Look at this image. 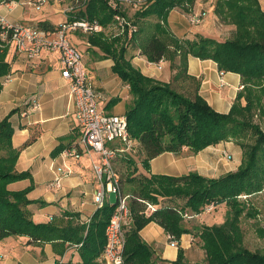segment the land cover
Wrapping results in <instances>:
<instances>
[{"label":"trees","instance_id":"obj_1","mask_svg":"<svg viewBox=\"0 0 264 264\" xmlns=\"http://www.w3.org/2000/svg\"><path fill=\"white\" fill-rule=\"evenodd\" d=\"M122 1L77 0L83 8L75 5L78 10L68 21L84 19L108 28L115 23L116 16L126 17L119 6ZM196 1L149 0L139 7L132 20L125 19L136 27L131 39L128 29L121 37L110 40L103 34L89 36L91 45L114 61L113 71L130 87L132 100L124 115L130 137L137 143L136 153L142 156L141 161L133 153L116 159L121 162L123 174L116 172L123 193L130 196L134 219L126 233V264H190L181 247L175 261L156 257L140 235L150 223L164 229L169 243V236L179 242L183 235H192L205 251L203 264H264V254L245 246L242 229L245 219H256L258 215L250 199L264 193V130L253 122L258 113L264 116V10L260 0H217L214 12L236 27L233 38H177L167 27L169 14L176 8L189 11ZM112 3L117 6L114 8ZM39 27L53 32L60 26L54 28L42 22ZM133 50H139L150 63L167 61L173 72L171 81H157L135 68ZM190 56L212 60L222 73L242 77L244 89L229 113L215 111L199 94V80L188 73ZM10 72L11 66L2 53L0 92L2 78ZM187 83L194 90L191 96L185 94L190 89ZM176 85H182L185 93L177 91ZM115 102L117 99L110 101ZM10 117L0 123V241L22 236L36 243H59L63 248L69 244L78 248L82 264H104L100 259L106 246L105 230L117 203L98 209L89 224L35 223L28 210L33 203L27 198L31 188L19 192L8 189L10 184L30 177L29 173L15 170L20 150L12 145L14 129ZM222 142H235L242 149L243 160L236 172L219 178L194 172L179 177L150 173V162L164 153L180 154L186 148L189 154L196 155ZM243 195L250 199L241 201ZM224 204L229 209L221 225H199L185 218ZM148 205L156 210L147 215ZM256 232L264 239V228Z\"/></svg>","mask_w":264,"mask_h":264},{"label":"crops","instance_id":"obj_2","mask_svg":"<svg viewBox=\"0 0 264 264\" xmlns=\"http://www.w3.org/2000/svg\"><path fill=\"white\" fill-rule=\"evenodd\" d=\"M30 1L37 0H0V13L12 22L38 27L44 22L58 28L69 22V17L78 10L74 0L67 4L50 0L39 11L29 4ZM132 1L123 0L120 3L126 17L116 16L112 26L104 28L100 25L101 30L97 33L76 30L69 34L71 44L83 55L94 88L104 96L100 103L103 104L102 110L107 112L113 104L121 101L124 106L123 112L117 113L119 115H124L131 103L130 87L113 71L114 61L106 58L99 47L91 45L89 36L103 34L110 40L121 37L128 29V39H131L136 27L125 22V19L132 20L139 10L130 3ZM112 5L114 8L117 6ZM129 8L134 15L129 16ZM177 14L174 10L169 14L168 29L177 38L192 39L184 35V23ZM3 54L11 66V72L2 78L0 123L11 116L14 129L12 145L20 150L15 170L30 174L28 179L12 183L8 189L19 192L31 188L27 198L33 203L28 210L37 224H89L98 211L93 198L99 184L93 164L101 162V156L80 144L82 132L76 120L75 105L70 98V84L61 74L63 66L59 54L44 53L34 62H29L14 47ZM134 54L132 64L144 75L163 83L171 81L173 72L167 61L150 63L139 50ZM188 73L199 80V94L219 113H229L238 94L244 89L240 75L222 73L212 60L190 56ZM8 77L10 80L6 82ZM112 99H117V102L110 103ZM73 146L78 147L80 158L64 159L62 152ZM224 154L232 156V160H227ZM242 160L243 152L237 144L222 142L196 155L189 154L186 148L180 154L164 153L150 162V173L179 177L194 172L208 178H219L236 172ZM63 166L68 167L72 174L64 177L60 186H56V170ZM200 216L203 214L191 220L194 222ZM140 235L159 259L175 261L181 247L190 264L205 261V251L198 250V240L190 234L182 236L178 247L170 245L167 233L156 223L147 225ZM0 264H82V260L76 246L67 244L63 248L59 243H36L30 237L10 236L0 241Z\"/></svg>","mask_w":264,"mask_h":264},{"label":"built area","instance_id":"obj_3","mask_svg":"<svg viewBox=\"0 0 264 264\" xmlns=\"http://www.w3.org/2000/svg\"><path fill=\"white\" fill-rule=\"evenodd\" d=\"M48 1L50 0L30 1L29 4L39 11ZM148 1L133 0L130 3L138 8ZM203 17V14L194 13L188 19L192 26H199L204 22ZM76 30L97 33L101 27L86 20H75L60 25L55 32L50 33L38 26L12 22L0 13V54L14 47L16 52L24 55L29 62L38 60L44 53L59 54L63 66L61 74L70 84V98L75 105L76 120L82 132L80 144L101 156V162L93 164V171L99 184L94 193V204L101 209L110 203L112 194L117 195L115 212L105 230L106 246L102 260L104 264H126L124 257L126 232L134 219L129 204L130 196L122 191L114 161L127 153L136 152L137 143L130 137L125 115L108 114L101 109L100 103L104 96L94 88L82 53L69 40L70 32ZM9 80L10 77L6 82ZM61 155L64 159L80 158L77 146L65 149ZM227 158L231 160L232 156ZM56 173L55 185L60 186L62 179L69 177L72 171L63 166L58 168ZM155 210V206L148 205L146 214H151ZM206 210L212 212L214 206ZM185 218L190 220L195 217L185 215ZM169 240L172 247H178V242L173 236H169Z\"/></svg>","mask_w":264,"mask_h":264},{"label":"rangeland","instance_id":"obj_4","mask_svg":"<svg viewBox=\"0 0 264 264\" xmlns=\"http://www.w3.org/2000/svg\"><path fill=\"white\" fill-rule=\"evenodd\" d=\"M52 1H56V0H52ZM69 2L72 3V0H66L65 2H60V3L67 4ZM216 2H217V0H197L195 5L193 6V8L189 9V11H184L181 8H176L174 10L175 12L178 13L176 16H178L182 20V22L184 23V25L182 27L183 30H186L185 31L186 34H184V35L192 37V39H190V40H194L195 38H197V36L205 37V38H212V39H215L217 41H226L228 39L233 38L237 29L234 25L229 24L227 22H224L220 18H218V16L214 12ZM76 4L78 7L83 8V6L79 2H77ZM261 4H262V9L264 10V0H261ZM194 13L195 14H198V13L203 14V16H204L203 17L204 18L203 24H201L199 26H192L190 24L188 18L190 15H192ZM128 14H129V16H132V15H134V11L130 10V8H129ZM133 51L135 52V50H133ZM133 51H131L132 52L131 56L134 57L135 54L133 53ZM187 85L190 86V89L187 93H185L184 88H181L182 85H176L175 89L177 91L184 92L185 94H188L189 96H191L194 93L193 87L188 83H187ZM123 106L124 105L122 104V102L118 101V103L113 104L110 109H107L106 113L117 114L119 111L123 112V110H122ZM100 107L102 109L103 104H101ZM253 122L260 124V126L264 130V116H261L258 113V115L254 116ZM132 153L135 155V157L137 158L138 161H141L142 156L140 155V153H136V152H132ZM225 157H227V156H225ZM227 160H229V159L227 158ZM231 160H229V161H231ZM120 164H121V162L119 163V160L116 161L115 167H116V170L118 171V173L121 175V173L123 174V172H122V170H120V168H121ZM127 189H128V187H127ZM125 191H126V189H124V192ZM240 198H241L240 199L241 201H248L250 199L244 195L241 196ZM246 198H248V199H246ZM250 200H252V202H250V205H252L255 209H257L258 215H257L256 219H251V220L245 219L243 221L242 229L245 232V246L250 251L259 252L260 254L263 255L264 254V239L263 238L261 239L259 237L256 230L258 228H264V193H261V194L257 195L256 197H254ZM110 203L111 204L117 203V195L116 194H112V196L110 198ZM225 206H227V205L224 204V205H221L220 207H216V208H214V210L212 212H208L207 210H205V212L202 213L203 216H200L198 219L195 220L196 223L199 225H201V223H202V224L209 225V226L221 225V223L225 220L227 210L229 209V207H225ZM186 220H188L189 222L193 221V220H189V219H186ZM196 223H192V224H196ZM198 250L204 251L201 248V245H200V247H198ZM203 262H202V264H203ZM200 264H201V262H200Z\"/></svg>","mask_w":264,"mask_h":264}]
</instances>
